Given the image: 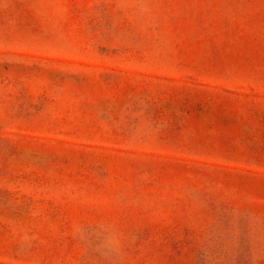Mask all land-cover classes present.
Wrapping results in <instances>:
<instances>
[{
	"label": "rangeland",
	"instance_id": "obj_1",
	"mask_svg": "<svg viewBox=\"0 0 264 264\" xmlns=\"http://www.w3.org/2000/svg\"><path fill=\"white\" fill-rule=\"evenodd\" d=\"M0 264H264V0H0Z\"/></svg>",
	"mask_w": 264,
	"mask_h": 264
}]
</instances>
